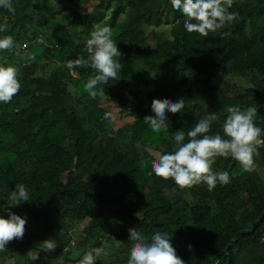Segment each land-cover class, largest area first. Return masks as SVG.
Returning a JSON list of instances; mask_svg holds the SVG:
<instances>
[{"label":"trees","instance_id":"obj_1","mask_svg":"<svg viewBox=\"0 0 264 264\" xmlns=\"http://www.w3.org/2000/svg\"><path fill=\"white\" fill-rule=\"evenodd\" d=\"M12 2L15 12L0 6V36L11 34L19 48L0 49V63L15 65L23 55L26 63L18 66L20 89L0 102V205L26 214L27 223L5 247L25 253V264H75L104 245L108 256L96 264H129L131 231H167L185 264H246L248 257L247 264H264V218L256 224L264 212V144L251 169L217 156L212 169H227L230 181L212 190L205 182L182 188L153 169L159 153L173 150L174 132L209 112L218 116L211 132L223 135L229 105H255L264 128V0H221L239 15L207 35L188 32L171 0ZM96 23L111 25L122 68L93 95L85 84L95 69L83 61ZM165 24L167 39L145 30ZM179 97L185 106L168 113L167 134L153 133L144 119L154 116V102ZM123 117L133 123L116 126ZM18 182L30 200L9 205ZM46 239L56 246L47 248Z\"/></svg>","mask_w":264,"mask_h":264},{"label":"clouds","instance_id":"obj_2","mask_svg":"<svg viewBox=\"0 0 264 264\" xmlns=\"http://www.w3.org/2000/svg\"><path fill=\"white\" fill-rule=\"evenodd\" d=\"M171 2L175 10L182 12L187 18L188 32L195 31L207 35L209 31H215L231 23L239 15L238 12L228 10L221 0H171ZM0 6L15 12L12 0H0ZM3 27L0 25V31ZM221 34L230 35L228 32ZM112 37L111 25L96 23L86 42L89 57L83 63L88 64L90 61L95 73L89 76L85 87L93 95L96 94L98 84L116 77L122 68L118 59L121 51ZM14 48L18 49L19 44L11 34L0 36V49ZM75 63L80 64L81 60L77 59ZM18 71L14 64L0 63V102L10 101L20 89ZM184 106V97L157 100L152 107L154 116L144 119V123L157 135L167 134L168 113H178ZM227 112L228 115L223 122V135L220 132H211L213 123L218 119L215 111L199 118L187 132L183 128L176 130L173 134L175 141L173 150L161 152L157 156L153 165L155 174L165 179L171 177L182 188L205 182L209 190H212L218 182L230 181L227 169L221 171L212 169L217 156H232L243 168L251 169L254 166V154H258L257 146L264 144V128L257 125L254 120L258 108L255 105L243 109L238 104L229 105ZM29 200L28 187L22 182L16 183L15 189L9 194L8 204L15 205L17 201ZM4 212L8 215L5 216ZM137 215L143 217L142 212H138ZM26 223V214H18L11 207L0 205V248L13 238L23 237ZM129 235V242L134 245L130 252L129 264H185L167 231H155L148 236L139 230H133ZM44 244L49 249L56 246L55 241L51 239H46ZM107 256L108 250L104 245L91 247L83 253L76 264H96L98 258ZM66 264H71V261Z\"/></svg>","mask_w":264,"mask_h":264},{"label":"rangeland","instance_id":"obj_3","mask_svg":"<svg viewBox=\"0 0 264 264\" xmlns=\"http://www.w3.org/2000/svg\"><path fill=\"white\" fill-rule=\"evenodd\" d=\"M92 2H94V1H92ZM91 2V3H92ZM90 3V4H91ZM90 4L88 5V6H90ZM87 6V7H88ZM57 7V6H56ZM55 7V8H56ZM58 8V7H57ZM170 28H171V25H169V24H165V25H162V26H160V27H146L145 28V30H146V32L147 33H151V32H156V33H158V34H160L161 36H163L164 38H170L171 37V34H170ZM41 30L42 29H44V28H40ZM35 46V45H34ZM37 47H35V48H37V49H40L41 50V47H40V45H36ZM24 53H26V52H24ZM14 62H15V65L17 66V68H18V66L22 63V64H25L26 63V60H25V55H23V58H22V60L21 61H19L17 58H15V60H14ZM240 82L242 83L243 81L242 80H240ZM244 83V82H243ZM246 86L247 87H249V90H252V87L250 86V84H246ZM71 88V87H70ZM142 90L144 91V92H149L150 91V88L149 87H142ZM72 91H73V87H72ZM132 102L135 104L136 102H135V100H133L132 99ZM105 107H107V104H105L104 105ZM117 116V115H116ZM122 123H129V124H131V123H133V121H131V120H129V117H123V118H121V120H119L118 122H117V120L116 121H114V124L116 125V126H119V125H121ZM115 130H116V127H115V129H113V130H111L110 132H108L109 134H113L114 132H115ZM259 174H260V176L262 177V179H264V168H262V169H259ZM74 233L76 234V235H80L81 233H82V229L80 228H76L75 230H74ZM79 246L78 247H73L72 248V250H71V253H70V256H73V257H76V255H78L79 254ZM252 258L251 257H248L247 258V260L244 262V263H250V260H251ZM75 264H76V262H75Z\"/></svg>","mask_w":264,"mask_h":264},{"label":"crops","instance_id":"obj_4","mask_svg":"<svg viewBox=\"0 0 264 264\" xmlns=\"http://www.w3.org/2000/svg\"><path fill=\"white\" fill-rule=\"evenodd\" d=\"M26 254L15 247L0 248V264H25Z\"/></svg>","mask_w":264,"mask_h":264},{"label":"built area","instance_id":"obj_5","mask_svg":"<svg viewBox=\"0 0 264 264\" xmlns=\"http://www.w3.org/2000/svg\"><path fill=\"white\" fill-rule=\"evenodd\" d=\"M27 47H28V45H27L26 43H24V44H22V45L20 46V49H21L22 51H26V50H27ZM258 240H259V242H260L261 244H264V228H263V230L261 231Z\"/></svg>","mask_w":264,"mask_h":264},{"label":"water","instance_id":"obj_6","mask_svg":"<svg viewBox=\"0 0 264 264\" xmlns=\"http://www.w3.org/2000/svg\"><path fill=\"white\" fill-rule=\"evenodd\" d=\"M264 218V212L260 215V217L258 218V220L256 221V224L259 223L262 219ZM242 233H240V235H242ZM229 249V246L227 247V250Z\"/></svg>","mask_w":264,"mask_h":264}]
</instances>
